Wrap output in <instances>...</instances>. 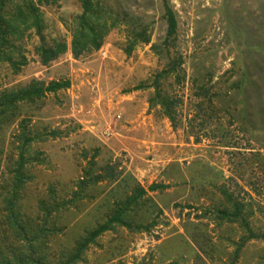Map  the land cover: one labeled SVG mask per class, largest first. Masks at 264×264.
<instances>
[{
	"label": "rangeland",
	"instance_id": "374dc122",
	"mask_svg": "<svg viewBox=\"0 0 264 264\" xmlns=\"http://www.w3.org/2000/svg\"><path fill=\"white\" fill-rule=\"evenodd\" d=\"M91 1L125 21L104 42L74 55L83 0H0L2 18L18 32L12 37L18 49L8 51L16 63L23 58L17 71L0 63V92L69 83L36 102L19 103L16 116L2 124L1 247L22 246L3 229L1 187L20 151L13 138L26 121L34 157L26 165L30 181L17 211L25 227L33 226L44 214L42 202L60 203L50 225L61 231L41 240L47 260L56 264L74 250L138 183L147 193L127 218L152 222L150 229L116 225L71 264H264V0H167L177 21L170 41L160 0ZM31 7L40 21L25 18ZM134 25L149 26V43L134 41ZM59 42L66 50L42 64L38 48ZM179 60L180 82L172 76L160 82L176 104L172 122L153 84ZM200 93L204 97L195 95ZM197 98L205 103L193 123L198 143L186 122ZM115 162L121 170L115 181L91 186L84 199L68 202L84 171ZM236 202L245 206L241 223L222 212H231Z\"/></svg>",
	"mask_w": 264,
	"mask_h": 264
},
{
	"label": "trees",
	"instance_id": "16d2710c",
	"mask_svg": "<svg viewBox=\"0 0 264 264\" xmlns=\"http://www.w3.org/2000/svg\"><path fill=\"white\" fill-rule=\"evenodd\" d=\"M7 3V2H6ZM5 3V4H6ZM30 3V2H29ZM31 3H33L31 1ZM163 17L167 23L166 31V40L170 41L176 35L177 21L174 12H172L167 0H160ZM98 5H102L100 2L93 3L91 0H83L82 7L83 12L79 16V26L78 32L73 36L72 46L74 55H78L83 51H86L88 47H95L98 44L104 42L107 38V35L110 34V31L114 26L118 25L120 22L124 23V18L118 12H105L100 9ZM24 15V14H23ZM124 15V14H123ZM25 18L33 21H40V14H38V9L30 8ZM15 29L8 23L2 15L0 14V63L6 61L10 66L17 71L23 62L16 63L18 61L14 58V55L11 54L8 50H17L12 43V37L16 35ZM36 33L41 34V29H36ZM133 39L135 42L149 43V26L145 25L144 27H138L134 25L132 29ZM134 41L132 44H134ZM154 48V46H152ZM66 50V44L58 43L54 44L51 47L45 48L40 46L37 50V53L40 54L41 63L46 65L50 60H55L57 56L63 53ZM13 55V56H12ZM182 65V61L179 60L176 63H169L166 65L165 69L162 70L154 77V88L156 90L157 102L160 104L164 110L165 116L170 120L174 121L178 114L174 112L175 101L168 99L163 93L160 82L167 78V76H172L177 82H180V75L175 74L178 67ZM69 86L68 82H54L51 83L48 87H41L38 83H33L25 88L12 89L0 92V130L3 123L10 122L13 117L16 116L17 105L21 102H36L39 99H42L45 96L46 92H54L61 88H66ZM204 89V88H203ZM204 94H195L197 97H202L206 99L208 95V90H204ZM198 100L200 98H197ZM197 100V101H198ZM209 107L213 108V102L211 99H208ZM175 104V105H174ZM204 101H198L195 110L193 112L192 118H189L187 122L189 133L194 137L195 142H199V135L195 132V126L193 123L198 121L200 114L202 113V106ZM214 110V109H213ZM242 118L245 123L248 122V117L246 114L242 113ZM252 121V120H250ZM201 125V124H199ZM26 121H21L18 125V131L16 132L13 141L17 142L18 155L17 159L13 162L12 169L9 170V180L5 181L2 189V215L4 218L3 224L6 231L13 233L15 238L22 242V246L10 245L5 250L1 247L0 243V264H54V262L47 260L43 254H41V245L42 239L49 238L54 235L56 231H61V229L56 228L54 225H50L53 220V215L58 212L60 203L55 199H52L51 204L47 202H42L40 204L41 208L44 211L40 222L38 225H27L26 227L22 223L20 213L17 211L18 202L20 200V194L23 190L25 184L30 181L29 174L26 172V165L32 160L30 150L28 151V145L32 144L34 136L26 129ZM2 151L0 150V155ZM28 155V160L26 156ZM120 162L110 163L105 168L100 169L98 172H92V167L90 166L89 170L83 172V175L77 180L75 184V190L72 192L71 199L68 200L69 203L77 202L85 197V192L91 186L100 185L103 182L115 181L116 174L120 172ZM226 193V191H224ZM147 191L142 188L138 183H135L132 191L129 192L123 201L113 202L115 206L111 210V215L107 222L103 224H97L95 228H92L84 236L80 237L78 241L75 242L74 250L66 254H62L59 258V261L56 264H71L72 262L78 260L83 253V251L92 243L97 237L102 233L111 231L114 226L119 225L125 228L134 230V231H147L152 226L147 224H135L132 220L127 218L130 209L134 207L138 201L143 199ZM67 202V200H66ZM63 202V203H66ZM70 205H67L69 207ZM65 207V208H67ZM244 205L236 202L232 204V211L223 210L222 212L228 214L231 220L244 222L242 216H244ZM243 220V221H242ZM30 227V228H29ZM245 227H248L245 225ZM5 231V232H6Z\"/></svg>",
	"mask_w": 264,
	"mask_h": 264
},
{
	"label": "crops",
	"instance_id": "0c3cea01",
	"mask_svg": "<svg viewBox=\"0 0 264 264\" xmlns=\"http://www.w3.org/2000/svg\"><path fill=\"white\" fill-rule=\"evenodd\" d=\"M260 83V82H259Z\"/></svg>",
	"mask_w": 264,
	"mask_h": 264
}]
</instances>
